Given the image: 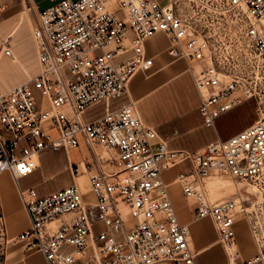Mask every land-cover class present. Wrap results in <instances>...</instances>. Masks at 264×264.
Returning a JSON list of instances; mask_svg holds the SVG:
<instances>
[{"label": "built area", "instance_id": "2783aa9c", "mask_svg": "<svg viewBox=\"0 0 264 264\" xmlns=\"http://www.w3.org/2000/svg\"><path fill=\"white\" fill-rule=\"evenodd\" d=\"M185 1L58 0L39 13L40 71L0 91V175L7 171L19 183L40 169L45 154L78 148L81 138L117 153L115 171L97 167L90 176L92 200L76 183L44 196L35 188L21 191L30 228L16 240L42 252L48 264H196L191 228L180 222L163 180L164 171L185 160L192 165L179 182L196 205L194 220L212 219L227 264H264V236L259 240L254 229L260 254L242 257L235 224L246 217L251 225L243 194L212 203L207 189L218 175L264 189V0H205L228 48L239 45L252 67L248 76L236 77L216 64L209 39L181 11ZM158 33L169 37L172 57L194 63L206 127L216 129L221 117L247 101L255 102L259 119L190 155L170 149L145 125L133 100L110 109L112 100L128 95L132 77L153 65L145 44ZM0 54L15 59L10 39ZM102 104L105 114L87 122L86 113ZM98 223L105 229L94 233ZM9 243L0 218V264H6Z\"/></svg>", "mask_w": 264, "mask_h": 264}, {"label": "crops", "instance_id": "0c3cea01", "mask_svg": "<svg viewBox=\"0 0 264 264\" xmlns=\"http://www.w3.org/2000/svg\"><path fill=\"white\" fill-rule=\"evenodd\" d=\"M158 1L166 4L169 0ZM56 2L58 0H0V50L4 41L10 39L15 56V59H11L0 54V59L8 58L12 63L20 65L25 72V78L16 83L11 90L39 73L40 65L34 30L37 27L39 13ZM170 46L169 37L165 33H158L147 40L145 53L147 57L153 59V65L148 71L137 72L132 77L128 95L112 100L110 109L116 110L122 104L133 100L145 125L155 128L160 137L168 141L170 149L185 151L190 155H195L217 139L227 140L249 127L253 101H247L221 117L216 129L204 125L199 111L202 103L201 94L195 85L191 71V65L194 63L172 57L169 54ZM0 91L4 92L2 89ZM105 112L106 105L102 104L87 112L85 120L90 122L103 116ZM80 140L78 148L65 151L67 161L60 166L56 174L47 177V173L51 170L40 161V168L44 165L47 172L43 173L38 169L25 178L40 173L43 180L48 182L57 175L64 174L62 171L65 169L72 179L70 177V182L63 185L62 189L76 183L85 197L92 200L90 176L96 172L97 167L102 168L106 173L115 171L111 164L117 153L102 147L91 148L83 138ZM191 165L190 160L176 163L164 171L163 180L168 186L180 222L191 228V244L198 253L196 264H227L226 255L212 219L194 220L196 205L194 201L186 198L179 182L181 175L187 172ZM23 179L16 183L8 172L0 176V218L10 240L7 245L6 264H48L42 252L29 251L25 243L16 240L18 235L30 228V220L21 191L35 188L39 196H44L58 190H55V187L42 191L36 185L24 186ZM70 218L71 216H66L62 220L67 221ZM242 223L245 227L241 225ZM55 224L54 226H57L60 222ZM248 225L249 223L246 225L242 219L235 224L244 261L260 254ZM104 229L105 226L98 223L93 231L98 233Z\"/></svg>", "mask_w": 264, "mask_h": 264}, {"label": "rangeland", "instance_id": "374dc122", "mask_svg": "<svg viewBox=\"0 0 264 264\" xmlns=\"http://www.w3.org/2000/svg\"><path fill=\"white\" fill-rule=\"evenodd\" d=\"M180 6L182 13L191 23L192 27L200 30L209 39L213 55L215 56V62L225 70L227 75L234 77L248 76L252 72V67L247 62L239 45L228 48L229 43L226 34L218 23L213 22L216 21V18L212 13L207 11V3L205 0H187L181 2ZM113 10L117 11V8L115 7ZM24 78L25 72L20 65L12 63L8 58L0 59V89L7 92ZM258 119L259 113L254 102L250 110L248 126L252 125ZM66 161L67 155L65 151L47 153L41 158V163L51 170L47 173V177L56 174L60 170V166ZM44 165L41 166L39 171L46 173L47 169H45ZM62 172L64 174H59L56 178L50 181L48 180V182L43 180L40 173H36L29 178L23 179L22 184L24 186L36 185L42 191L51 190L55 187V190H59L64 188L63 185L70 182V177L72 179V176L67 170L63 169ZM207 189L212 203L233 198L237 193L243 194L245 205L249 208V214L251 216V225L249 224L247 227H249L251 235H253L252 230L254 229L256 237L259 240L264 236V206L261 207L262 204L264 205V189L262 191L258 190L249 181L235 180L227 176L219 175L212 177L208 181ZM240 219L246 225L249 223L246 217H241ZM128 225L132 226L134 222H129ZM241 225L245 227L243 223ZM260 244H264V240H260Z\"/></svg>", "mask_w": 264, "mask_h": 264}, {"label": "bare ground", "instance_id": "6f19581e", "mask_svg": "<svg viewBox=\"0 0 264 264\" xmlns=\"http://www.w3.org/2000/svg\"><path fill=\"white\" fill-rule=\"evenodd\" d=\"M6 172H7V171H6ZM3 173H4V172H3ZM3 173H2V174H3ZM2 174H1V175H2ZM1 175H0V176H1Z\"/></svg>", "mask_w": 264, "mask_h": 264}]
</instances>
